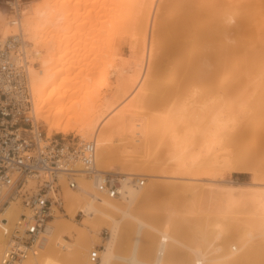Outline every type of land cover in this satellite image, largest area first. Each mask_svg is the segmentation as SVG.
<instances>
[{
	"label": "bare ground",
	"instance_id": "6f19581e",
	"mask_svg": "<svg viewBox=\"0 0 264 264\" xmlns=\"http://www.w3.org/2000/svg\"><path fill=\"white\" fill-rule=\"evenodd\" d=\"M165 1L162 13L155 0H16V12L7 0H0V40L22 32L29 53L27 75L35 123L47 136L53 131H75L82 140L93 139L95 168L124 175L118 178L123 192L117 197L98 192L84 171L75 175L77 188L68 187L61 175L65 214L83 211L81 225L56 211L48 224V243L24 264H61L71 253L74 264H115L116 260L170 264L179 249L189 257L183 264H264V0ZM126 41L133 61L124 66L116 63L114 93L97 103L95 86L88 89L90 80L105 79L107 64L113 63ZM148 69L153 78L147 82ZM144 79L148 87L142 85ZM162 80L197 86L200 96L209 100L206 97L188 113L182 107L179 120L185 130L171 134L164 142L166 148L153 155V164L171 168L170 175H164L171 182L137 186L132 180L149 174L143 172L144 162L128 158L126 152L148 146L157 126L152 117L132 113L147 103H162L164 97L162 104L168 101L172 93L162 96L157 91ZM245 88L248 106L234 108L235 95ZM125 96L134 98L107 120L105 112L117 111ZM171 106L166 107L170 115L175 111ZM170 115L159 120H167L166 126ZM115 136L120 146L113 144ZM219 166L253 169L259 185L219 182L214 173ZM162 192L174 199L184 194L202 200L213 210L202 208V214L196 213L193 203L182 206V202L164 203L160 212L146 211L145 202ZM179 198L177 203L182 201ZM20 211L16 201L0 211V254L10 223ZM187 213L200 215L193 218L195 224L184 220ZM100 226L108 227L110 234L99 251L101 260L88 262L74 245L82 241L91 248ZM130 230V249L122 252L120 242ZM148 244L150 254L142 258L141 250Z\"/></svg>",
	"mask_w": 264,
	"mask_h": 264
},
{
	"label": "built area",
	"instance_id": "2783aa9c",
	"mask_svg": "<svg viewBox=\"0 0 264 264\" xmlns=\"http://www.w3.org/2000/svg\"><path fill=\"white\" fill-rule=\"evenodd\" d=\"M7 3L11 11H17L16 0ZM28 63L22 32L0 40V211L11 201L21 207L8 228L1 264H24L46 246L51 231L48 224L56 211L66 215L61 175L70 188H77L75 175L81 170L95 182L98 192L108 197L123 192L119 176L95 168L93 139L64 133L47 136L35 123ZM132 182L140 186L145 179L138 176ZM76 214L84 215L83 211ZM99 249L93 246L88 253L92 262L98 261Z\"/></svg>",
	"mask_w": 264,
	"mask_h": 264
},
{
	"label": "rangeland",
	"instance_id": "374dc122",
	"mask_svg": "<svg viewBox=\"0 0 264 264\" xmlns=\"http://www.w3.org/2000/svg\"><path fill=\"white\" fill-rule=\"evenodd\" d=\"M239 1V0H238ZM242 1H244V0H242ZM241 1V2H242ZM246 1V0H245ZM155 2L158 4V8H159V6H160V8L162 7V13H164L165 11H164V9H163V5L165 4V0H155ZM233 2H235V3H239V2H237V0H233ZM157 10H161V9H157ZM128 42L126 41V42H123V44H122V47H121V49H120V51H119V54H118V56H116V58H115V60H113V63L110 65V63H108L107 64V69H108V72H107V74L105 75V76H102V77H105V79H103V78H100V79H96V82H93V80H90V82L92 83H90V88L88 87V89L90 90H93L94 88H95V91L97 92V103H100V102H105L107 99H108V97L111 95L112 96V94L114 93V89H115V85H116V69H115V67H116V65L117 64H123L122 66H124V65H128V64H130L129 63V61H130V58L132 59V55L130 54L131 52V49L129 48L130 46L127 44ZM159 49H158V51H157V53L159 54ZM128 52H130V53H128ZM120 56H122V57H120ZM131 56V57H130ZM155 58L157 59V58H159V55H156L155 56ZM122 61V62H121ZM131 61H133V60H131ZM130 61V62H131ZM117 63V64H116ZM140 62H138V64H139ZM142 63V64H141ZM141 63L139 64L140 65V67H141V71L143 70V67H144V64H145V59L143 60V61H141ZM115 64V65H114ZM111 66V67H110ZM119 66V65H118ZM149 70V69H148ZM114 71H115V73H114ZM150 73V74H149ZM146 74H148L147 76H146V81L148 80H151L152 78H153V75H151V70H149V72L147 71L146 72ZM150 75V76H149ZM145 79H144V81H145ZM143 81V82H144ZM146 81L144 82V83H142V85L143 84H145L146 83ZM147 81V82H148ZM104 84V85H103ZM160 86L158 87V89H161V90H158L157 89V91H161L160 93L159 92H154L153 91V93H154V95H156L157 94V96H158V93L160 94V95H162L161 93L163 92V93H165V94H169V93H172V95H170V96H167L168 97V101H166L165 102V104H162L163 103V101H165L164 99H166L165 97L163 98V101L161 100V102L162 103H160V102H158L157 104H146L145 106H142L141 108H138V109H135V111L132 113V115H136L135 117H137V116H144V117H152L153 119H155L156 120V125L155 126H157V127H155L154 128V131H153V134H152V137H151V140H150V143H148V146H146L145 148H141V149H139V151H136L135 153H133V152H131V151H129V153L128 152H126L127 154H128V158H130V159H134L135 158V160H139V161H142V162H144L143 163V165H144V168L146 169H144L143 170V172H145V173H147V174H149V176H145V175H142V174H140V175H138V176H143L144 177V179H145V182H144V184H143V187H144V185H145V187L146 186H148V184L149 185H151L152 183H165V184H167V183H169V182H171L170 181V178H168V177H166V176H164V175H170L169 173V171H171V168H167L166 166H164L165 168H163V167H159V166H157L156 164H153V155L156 153V152H160V150L161 151H163L164 150V148H166V145H165V143L170 139L169 137H171V134H173V133H177V131H178V134H181V132H183L184 130H185V124H184V122L182 123V121L181 120H179L180 118V116L183 114H180L179 115V113L181 112V108L183 107V111H187V113H188V111L191 109H194V107H198V106H200L201 104H200V101H202V102H204L205 100L207 101V99H208V97H207V99H206V97H203V96H200V94H199V90H198V88H195V87H197V86H187V85H182V86H179V85H176V84H173V83H171V82H168V81H166V80H162V81H160ZM95 86V87H94ZM144 86H147L148 87V83H147V85L145 84ZM94 87V88H93ZM197 90V91H196ZM248 92V89H241V91H239V93L238 94H236L235 95V97H234V101H233V107L234 108H237V107H239V106H248V101H249V97H246V98H244V95H246L245 93H247ZM134 95H136V93L134 94ZM247 95H248V93H247ZM110 96V97H111ZM162 96H164V95H162ZM249 96V95H248ZM109 97V98H110ZM105 98H107V99H105ZM124 98H126V99H124L121 103H119V105L117 106V111H111V110H109V111H106L105 112V114L104 115H106V117H107V120H108V118H113L114 117V115H116L117 114V112L118 111H120L121 109H122V107L123 106H125L132 98H134V96H132L129 100H128V98H129V96L127 97V96H125ZM159 98H162L161 96H159ZM82 99V98H81ZM105 99V100H104ZM172 99V100H171ZM203 99H205V100H203ZM167 100V99H166ZM209 100V99H208ZM100 101V102H99ZM170 101V102H169ZM173 101H175V102H173ZM168 102H169V104H168ZM179 102V103H178ZM173 103H175L176 105H175V107H174V104ZM77 104H79V103H77ZM121 104V105H120ZM171 104H172V106H171ZM181 104V105H180ZM161 105H163V106H161ZM171 106V107H174V108H171V109H174L175 111H173L172 112V110H171V115H170V113H169V109H167L166 107L167 106ZM179 105V106H178ZM197 105V106H196ZM176 107H177V109H176ZM180 107V108H179ZM187 107V109H185V108ZM193 107V108H192ZM99 111L101 110V109H103V105H101V106H99ZM247 108V107H246ZM115 109V110H116ZM120 109V110H119ZM158 109V110H157ZM179 109V110H178ZM185 109V110H184ZM137 110V111H136ZM160 110H162V111H160ZM168 111V113L169 114H167V113H165V111ZM178 110V111H177ZM152 112V113H151ZM164 113H165V116H164ZM174 113H175V115H176V117L174 116ZM186 113V114H187ZM113 114V115H112ZM138 114V115H137ZM159 114V115H158ZM184 114H185V112H184ZM185 114V115H186ZM109 115H111V116H109ZM166 115H170L169 117L172 119H170L169 118V120L168 121H170V123H166V126L164 125V123L167 121H165V122H163L162 120H164L165 118L164 117H166ZM172 115H173V117H172ZM183 116V115H182ZM187 116V115H186ZM157 117H158V119H157ZM160 118H164V119H161V121L159 120ZM173 118H174V120H173ZM157 121H160V122H163L162 124L160 123V122H157ZM172 121V122H171ZM176 121V122H175ZM179 121H180V123H179ZM171 123H172V127H171ZM173 123H176V124H173ZM179 123V124H178ZM182 123V124H181ZM40 124V123H39ZM170 124V125H169ZM168 125V126H167ZM177 125V126H176ZM181 125V126H180ZM164 128H163V127ZM171 128H170V127ZM174 126V127H173ZM169 128V130H168V128ZM157 128V129H156ZM161 128H163V129H161ZM165 128L167 129V130H165ZM176 128V129H175ZM171 129V130H170ZM176 131H175V130ZM163 130V131H162ZM172 130H174V131H172ZM162 131V132H161ZM165 131V132H164ZM167 131V132H166ZM170 131V132H169ZM154 132H155V135H154ZM157 132V133H156ZM158 132H160V134L158 133ZM165 133V135H164V133ZM56 133H61V132H56V131H53L50 135H53V134H56ZM169 134V136H167V134ZM64 134H74L75 135V131H70V132H68V133H64ZM161 134H162V136H164V137H162L161 136ZM76 136H78V135H76ZM166 137V138H165ZM90 138H92V137H90ZM115 139H114V141H113V144L114 145H116V146H120L121 145V141H119V139H118V137L117 136H115L114 137ZM161 138H163V141H162V139ZM89 139V138H88ZM168 139V140H167ZM167 140V141H166ZM165 142V143H164ZM131 153V154H130ZM138 163H140V162H138ZM114 169V171H118L119 170V168L118 167H115V168H113ZM253 169H251V170H237V169H232L231 167H227V166H219L217 169H215V171H214V173L215 174H217V178H218V181L219 182H224V183H228L229 181H230V183H245V184H251V185H255V186H258L259 185V181H258V179H256V175H257V173L255 172V171H252ZM166 171V172H165ZM235 173H237V174H235ZM162 174V175H161ZM115 175H117V176H124V175H121V174H116L115 173ZM168 179V180H167ZM220 179V180H219ZM162 181V182H161ZM166 181V182H165ZM169 181V182H168ZM258 181V182H257ZM172 182H174V181H172ZM175 182H178V181H175ZM184 182V181H183ZM186 182V181H185ZM257 182V183H256ZM178 183H180V182H178ZM182 183V182H181ZM176 195V194H175ZM168 196H170V197H168ZM174 197V195H167V194H165V193H160L158 196H155L153 199H149V200H147L146 202H145V204H144V209L146 210V211H148V212H160V210L163 208V207H165L168 203L169 204H179V205H181L182 204V202H183V204H182V206L183 205H186V206H189V205H191L192 203V208L194 207L195 209V211H196V213H201L202 211H201V209L203 210V212L205 211V209L207 210V208L208 209H211V206H209V205H207L205 202V204L203 203V201L202 200H197V199H195L196 200V203L194 202L195 200L193 199V200H190V199H192L190 196V198L188 199V196L187 195H185L184 196V194H182V195H176L178 198L180 197V196H182V198H181V203L179 202V203H177L178 202V198H176V199H174L173 197ZM173 199H172V198ZM170 198V199H169ZM180 198H179V200H180ZM184 198V199H183ZM171 200H173V202L171 201ZM174 200H177V201H174ZM171 201V202H170ZM189 201H190V203H189ZM148 202V203H147ZM187 202V203H186ZM166 205H165V204ZM189 203V204H188ZM146 205V206H145ZM178 205V206H179ZM194 205V206H193ZM203 205V206H202ZM198 206V207H197ZM208 206V207H207ZM200 207V208H199ZM149 208V209H148ZM158 208H159V210H158ZM164 209V208H163ZM211 210H213V208L211 209ZM201 211V212H200ZM202 212V213H203ZM76 213V212H75ZM195 212H193V214H194ZM201 213V214H202ZM213 213V212H212ZM212 213H210L209 214V216L211 215V218H212ZM188 214V215H187ZM187 214H185L184 216H186V218H184V220L186 219V222L187 223H189V224H195L196 222H192V220H193V218H194V220H196V218L197 217H199V216H197L196 217V215H198V214H196V215H192V214H189V213H187ZM189 215L192 217L191 218V222H188V220L190 221V218H189ZM62 216L63 217H66V218H68V219H70V220H72V221H74L76 224H78V225H81V216L79 215V214H74V215H64V214H62ZM182 215H180V217H181ZM188 216V217H187ZM179 217V218H180ZM181 219V218H180ZM188 219V220H187ZM199 219V218H198ZM184 220H182V222L184 221ZM193 220V221H194ZM198 221V220H197ZM185 221L183 222V224H184V226L185 225H188L187 223H186ZM108 231V232H105V231ZM95 234H97V238H95L94 239V241L91 243V248L93 247V246H96V247H98L99 246V251L104 247V245H105V240H106V238L109 236V234H110V231H109V229H108V227H104V226H100L99 228H98V230L96 231V232H94ZM129 237V238H128ZM88 238L89 239H91L89 236H88ZM131 240H132V230H130V231H128L127 233L125 232V234L123 235V238H122V240H121V242H120V249H121V251L122 252H127L129 249H130V244H131ZM229 243H231V241L229 242ZM229 243H227V248L228 249H230V246H229ZM86 246V244H84V242H79V244H77V245H74V250H82L83 251V258L86 260V257H87V261L88 262H92L90 259H89V255H88V253L91 251V248H89V247H85ZM146 246V247H145ZM150 244H148V245H144L143 246V248H142V250H141V257L142 258H147L148 256H149V254H150ZM146 250V251H145ZM85 251V252H84ZM147 251H149V252H147ZM179 254H178V256L176 257V258H174V259H172L171 261L172 262H170V264H183V262L185 263L186 262V260H185V258L187 259V260H189L188 258V256L186 255V253H185V251L183 250V249H179ZM181 253V254H180ZM185 253V254H184ZM86 254V255H85ZM99 254V253H98ZM145 255V256H144ZM84 256H86V257H84ZM182 256V257H181ZM187 256V257H186ZM185 257V258H184ZM178 258V259H177ZM180 258V259H179ZM183 259H184V261H183ZM101 260V258H100V255H99V260L98 261H100ZM174 260V261H173ZM97 261V262H98ZM96 262V263H97ZM182 262V263H181ZM169 263V262H168ZM61 264H74V258H73V254L71 253L69 256H68V258H66V259H63L62 260V263ZM115 264H127L126 262H124V261H120V260H116L115 261Z\"/></svg>",
	"mask_w": 264,
	"mask_h": 264
},
{
	"label": "trees",
	"instance_id": "16d2710c",
	"mask_svg": "<svg viewBox=\"0 0 264 264\" xmlns=\"http://www.w3.org/2000/svg\"><path fill=\"white\" fill-rule=\"evenodd\" d=\"M235 174H237V173H235Z\"/></svg>",
	"mask_w": 264,
	"mask_h": 264
}]
</instances>
